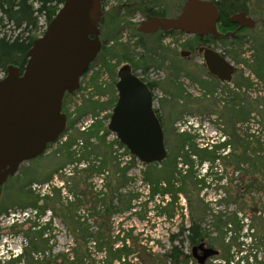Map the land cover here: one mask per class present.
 Returning <instances> with one entry per match:
<instances>
[{
  "label": "rangeland",
  "instance_id": "374dc122",
  "mask_svg": "<svg viewBox=\"0 0 264 264\" xmlns=\"http://www.w3.org/2000/svg\"><path fill=\"white\" fill-rule=\"evenodd\" d=\"M28 1L34 10L37 9L36 0ZM187 1L105 0L104 10L109 11L108 14L116 12L122 5L128 6L132 12L127 14V11L121 10L119 21L110 23L107 17L100 28V38L107 41V49L117 43L125 46L127 54L148 69L145 72L136 69V75L144 76L146 80L158 85L154 90V109L159 111L164 121L168 157L176 152L178 157L190 156L188 164L180 158L176 166L177 176L188 178L183 185L185 193H177L179 190L175 191L172 185L165 188L166 183L162 181L161 192L152 194V185L144 181L142 173L148 170V166L141 165L137 160L133 164L126 154L127 150L118 146L115 136L107 130L116 103L112 102L117 97V74L124 64L119 58L97 56L98 59L93 62L90 70L80 79L79 89L65 100L63 110L67 115V123L64 133L44 154L21 165L18 172L0 186V264H14L13 259L28 244L24 231L30 226L47 221L52 223L48 231L51 241L44 261L48 260L49 254L69 259L74 257L73 254L78 249L82 252L81 249L84 248L89 255L86 264H99L105 259L108 263L109 246L102 253L97 251L90 240H87L85 246L82 241L80 246H76L73 235L79 237V234L67 230L63 219L91 227L94 232L99 220L105 219L103 213L106 204L112 200L115 206L122 209L117 197L120 201L124 197L132 199L131 210L123 213L117 211L106 217L109 227L105 236H109L113 250L127 248L132 252L128 257L122 256L121 264H167L166 260L160 259L169 250L167 239L178 232L188 235L187 230L192 223H196L202 235L213 240V244L216 242V245L221 246L215 240L223 238L229 251L230 264H242L241 261L244 264H264V0H246L248 18L256 22L253 29L241 30L234 40L227 39L212 44L213 49L224 55L238 71L230 83L216 85L217 88H213L209 98L196 85L192 86L187 78L180 79V75L174 71L175 68L182 67L185 69V76L199 78L207 83V74L202 69L203 58L197 55V46L193 48L190 59L179 56L180 52L189 50L186 44L191 45L192 36H188L183 42V38L176 34L167 39L164 37L163 40L156 36L140 38L136 32L138 25L145 21L144 5L147 8L158 7L164 11V15L173 18L180 13ZM4 25L2 32L8 37L17 34H12L10 26ZM47 26L44 18H39L33 35L40 38ZM112 37H116L117 41ZM105 61L109 68L104 65ZM174 78L188 92L187 95L192 97V101H198L193 113L186 119L182 117L185 124L181 122L173 127L177 135L182 134V130L189 133L185 125L192 130H199L203 115L201 108L205 110L209 103L214 104L218 113H229L228 110L233 109L236 132L230 163L221 160V153L210 148L215 144L214 141H210L208 147L207 142L198 138L190 143L185 142L189 144L187 148L185 143L179 147V144L169 140V116L174 118L178 114L169 103L180 105L176 99L168 100V104L163 102L167 99L163 91L166 82H176ZM180 91L182 92H176ZM231 95L236 98L232 100ZM93 127L98 128L99 134L93 136L87 145L85 134L92 132ZM69 139L73 140L72 148L68 152H62L61 147ZM194 151L208 154L213 160H201ZM69 155L75 157L70 161ZM167 159L163 161L165 165L158 164L160 168L152 172L158 175L162 168L167 170ZM118 163L120 169L128 167L127 179L131 180L123 186L115 179V167ZM102 165L105 169L100 173L89 170L90 167L96 169ZM86 170L89 172L86 173ZM53 190L59 192L55 195L60 209L58 215L54 216L52 210L47 209L38 219L31 205L37 196L39 200L43 196L51 197ZM112 191L115 192L113 196ZM99 194L102 196L98 202L96 197ZM77 195L84 197L81 200L84 205H79L76 201ZM69 203H73L75 209H70ZM43 205L42 201L38 202V206ZM94 207L95 212H92ZM241 251L245 252L240 253ZM43 257L35 256L39 260ZM62 262V258H56L51 264ZM113 264L119 263L114 261Z\"/></svg>",
  "mask_w": 264,
  "mask_h": 264
},
{
  "label": "water",
  "instance_id": "95a60500",
  "mask_svg": "<svg viewBox=\"0 0 264 264\" xmlns=\"http://www.w3.org/2000/svg\"><path fill=\"white\" fill-rule=\"evenodd\" d=\"M100 12L101 0H64L44 34L33 42L23 72L7 67L0 80V186L64 133V96L79 89L80 79L100 51ZM218 21L219 11L213 2L188 0L176 18H148L137 31L142 35L173 31L218 39L222 37ZM228 21L238 25L237 31L255 27L244 12L231 15ZM181 56L187 58L188 53ZM203 58L211 76L221 83L231 82L236 69L225 58L209 49ZM115 89L117 102L108 131L141 165L162 163L167 153L151 91L125 67L117 74Z\"/></svg>",
  "mask_w": 264,
  "mask_h": 264
},
{
  "label": "trees",
  "instance_id": "16d2710c",
  "mask_svg": "<svg viewBox=\"0 0 264 264\" xmlns=\"http://www.w3.org/2000/svg\"><path fill=\"white\" fill-rule=\"evenodd\" d=\"M214 3V5L217 7L219 11V21L217 23V30L220 34H222V37L218 39H214L213 37H193V41L190 44H186V47L189 49H193L196 46H199L200 43L202 45L210 46L213 43L219 42V41H226L227 39H236L238 38L237 35L232 36L231 33L233 32L234 26L229 23L228 19L231 15L244 12L247 14V4L246 0H209ZM64 0H36V3L38 4L37 9H33L31 3H29L28 0H0V76H5L7 67L13 66L19 69L20 73L23 72L24 67L27 62V53L31 49L33 42L38 38L37 36H34L33 33L37 30L38 27V19L44 18L46 23L49 25L52 18L55 16L56 12L59 10V7L63 4ZM144 5V4H143ZM144 5V16L150 15L152 17H164V11L161 10L158 7H145ZM127 11V14H131L132 10L126 5H122L121 7H118L116 9V12L112 14H106L104 18L100 19V25L101 28L105 23V18L108 17L110 20V23H116L119 21L120 18V11ZM101 12H104V8L101 9ZM10 26L11 33L15 35V32L17 34L12 36H7L6 33L2 32V30L5 28V25ZM99 28V29H100ZM173 33V32H170ZM226 33V34H225ZM227 35V36H225ZM142 38V36H140ZM109 38H107L108 40ZM114 41H117L116 37H112ZM140 41V40H139ZM100 52L98 57H105L108 58H119L120 62L124 64L123 67L129 68L131 73H134L136 69H141L142 72H145L147 67L144 65H140L138 62L133 59V57L128 53L127 48L123 45H118L116 48L115 46L107 49V41L100 38ZM140 44V42L138 43ZM120 56V57H119ZM225 58V56H222ZM98 58H96L97 60ZM93 64V63H92ZM91 64V65H92ZM88 68L86 72H88L91 68ZM104 65L108 67L107 62H104ZM115 76V75H114ZM158 86V85H157ZM151 90V87H149ZM113 93L115 94L114 88H112ZM70 95H65L63 102H62V111L64 112V103L65 100ZM236 96L232 98L234 100ZM117 101V97L114 99V102ZM111 103V104H112ZM109 104V105H111ZM67 116V115H66ZM97 127L92 128V132H87L85 134L86 136V144H89L90 139L93 136H97L99 134V131H97ZM108 130V129H107ZM67 131V129H66ZM108 133V131L106 132ZM103 137L101 138V140ZM118 146L123 148L121 145H119L118 141H115ZM64 144V143H63ZM62 144V145H63ZM73 140L69 139L68 143H65L64 146L61 147L62 152H68L72 147ZM50 146V145H49ZM48 146V147H49ZM47 147V148H48ZM182 147L180 151H183ZM180 152V153H181ZM195 154L199 156L201 160H213L211 156L202 154L203 152L194 151ZM126 154L128 155V152L126 151ZM73 155V154H72ZM211 155V154H210ZM68 157V156H67ZM75 157V156H73ZM71 155H69L70 161L73 158ZM132 159V163L135 164V159ZM189 160V157L187 158ZM161 165H165V162H162ZM160 165V166H161ZM119 163L116 164V171H115V179L118 181V183H122V186L125 185L127 182H130L131 180L127 179V171L128 167L119 168ZM148 170L142 172L144 176V181L152 185V194H155L157 192H161V182L162 181H168L169 177L171 176V172L168 168H162V170L158 171V175H156L152 170H156L157 168H160L159 165H150L147 167ZM105 167L104 165L97 167L96 169L94 167H90L89 170L98 171L96 173H100L104 171ZM176 169V164H175ZM89 170H86V173L89 172ZM174 172V171H173ZM154 173V174H153ZM71 178V177H70ZM73 180V179H69ZM157 186V187H156ZM165 192H168L167 190ZM112 196L114 195V191L111 192ZM59 194L57 190H53V195L50 196H43L42 199L39 200V196L36 197V200L31 205V207L35 210V215L39 219L40 216L45 214V211L47 209H51L54 216H57L59 213V205L58 201L55 199V195ZM102 196V194H99L97 198V201L99 202V197ZM111 196V197H112ZM113 198V197H112ZM84 199L83 196L77 195L76 201L79 203V205H84V203L81 201ZM116 200H119V205L122 206L118 208L119 206H115V204L112 203V200L109 204H106L105 211H104V218H101L97 224L96 231H92L91 227H86L85 225H81L79 222H71L69 219H63L65 222L63 224L65 225L66 229L73 233H78L79 237L73 235L74 242L76 246H80V243L82 241V245L87 244V240L92 241L98 252L102 253L105 251L106 247L109 246V255L110 258L108 260V263H106V260L99 263V264H113L114 261H117L118 263L121 261L122 256L128 257L129 254L132 252L130 249L124 248L120 250H113V243L111 240H109V236H105V233L108 231L109 222L107 221L106 217L118 212H126L131 210V200L127 197H124L123 201H120V198L117 197ZM42 201L44 203L43 206H38V202ZM103 201V199H101ZM125 201V202H124ZM70 209L74 207L73 203H69ZM75 209V208H73ZM92 212H95V207L93 208ZM65 217V216H64ZM70 224H73L71 226ZM52 226V223L50 221L44 222L34 226H30L29 229H27L25 232V238L27 240V245L23 248L20 255L15 257L13 259L14 264H51L55 261L56 258H62L63 262L62 264H86V261L89 259V255L87 253V250L82 248V252H80V249H78L75 254H73L74 257L66 259L65 256H53V255H47V261H44L45 259V253L50 250V241L51 237L48 233ZM188 235L192 236H204L197 228L196 223H192L191 227L187 230ZM108 239V240H107ZM36 255H43V259L39 260L35 258Z\"/></svg>",
  "mask_w": 264,
  "mask_h": 264
},
{
  "label": "flooded vegetation",
  "instance_id": "af4514ba",
  "mask_svg": "<svg viewBox=\"0 0 264 264\" xmlns=\"http://www.w3.org/2000/svg\"><path fill=\"white\" fill-rule=\"evenodd\" d=\"M104 5H105V0H101V9H103L105 7ZM181 11H180V13H181ZM108 12L109 11H105V10H104V12H100L101 13L100 19L104 18ZM180 13L177 16H179ZM177 16H174L173 18H176ZM247 17H248V15H247ZM148 18L149 19H153V18L170 19L172 17H167L166 15H164V17H152L150 15L144 16V20H147ZM100 19H99L98 29L100 28L99 27ZM139 25H138V27H139ZM255 25H256V22H255ZM233 26H234L233 31L234 32L237 31L238 25H233ZM138 27L136 28L137 33H138V31H137ZM241 30H243V29H241ZM241 30H238L236 32V34L238 32H240ZM170 32H173V31L163 32V31L159 30L157 33L152 34V35H142V34L138 33L139 34L138 37H140V36H142V37L143 36H149V37L156 36L158 39H163L164 37H165L164 39H167V37H170L171 35L176 34L180 38H183V42L188 37V35L181 33V32H173V33H170ZM99 33H100V29H99ZM192 37H196V36H192ZM207 37H210V36H206V37H202V38H207ZM91 39H94V37H91ZM137 39L139 41V38H137ZM99 42H100V34H99ZM100 45H101V43H100ZM206 49H209L213 52H217L216 50L213 49L212 45L206 46V45H202V43H200V45L197 46V48H196L197 55L199 57L203 58V54H204V51ZM186 52L188 53V57L186 59H190V57L193 53V49L186 50ZM181 53H183V52L179 53L180 57H182ZM98 55H99V53H98ZM233 67H235V66L233 65ZM202 69L205 70V72L207 74V77H208L207 83H205V81H201V79H199V78L198 79L197 78L192 79L191 77L185 76V74H186L185 69H183L182 67H180L178 69L175 68L174 71H175V73L180 75V79H183V78L186 79L187 78V80L189 81V83L192 86L196 85L198 87V89L201 90L202 93L207 94L206 97L209 98L211 91L213 90V88L216 85H224L225 83H221L218 78L213 77L208 73V69L205 65L204 58H203V62H202ZM236 69L237 70H236L235 74L238 71V68H236ZM132 74L135 75L137 78H139L140 81L143 82L148 88L151 87V90H150V88H149V90L151 91L152 98H153V110H154L155 116L158 119V121L161 125V128L164 132V144H165L166 128H164V121H163L159 111L154 109V102H155L154 90L157 87V84L154 82H150V81L146 80V78H144V76H137L136 70ZM183 75H184V77H183ZM234 75H233V77H234ZM174 80L176 82H173V83L172 82L171 83L166 82L165 91H163L164 95L167 97V99H166L167 101L165 100L163 102L168 104V100L170 101V100L176 99L180 105V107H179L176 104L173 105V104L169 103V105H172V109H174L175 112H178V114L176 116H174V118H171L169 116V120H170L169 122L171 124V127L169 129L170 130L169 135L171 136V139H169V140L173 143L175 142V143L179 144V147L183 146L182 143H185V142L190 143L193 140H198V138H200V140H202L203 142H207L206 143L207 146H208V143L210 141H212V142L214 141L215 144L212 145L210 148L215 150V152H217V153L218 152L221 153L222 157H219L221 160H223V161L227 160V162L230 163V159H232L230 155H232L234 152L235 132H236V130H235L236 124H235V118H234L235 115L233 114V109L228 110L229 113L225 112L226 114L225 113L222 114V113L217 112L214 104L209 103V107H208V105L205 106V108L207 110L206 109L203 110L201 108L203 115L200 118L199 130H198V128L192 130L191 128H189V126L185 125V128L189 131V133L186 130L185 131L182 130V134L177 135V133L175 132L173 127H175V126L177 127L179 125V123H181V122L185 124V121L183 120L182 117H185V119H186L189 115H191L193 113V109L198 105V101H195L196 103L194 101H192L191 100L192 97L187 95L188 92L183 89V86L179 85L175 78H174ZM171 87H172V89H175V91L172 90ZM216 88H217V86H216ZM166 89H168V90H166ZM177 90H182V92L181 91L176 92ZM233 97H234V95H231V98H233ZM220 111H221V109H220ZM248 120H249V118H248ZM173 124H175V125H173ZM246 124H247V121L244 124V131L245 132L247 131V125ZM188 125H191V123L188 122ZM192 128H194V127H192ZM191 130H192V132H191ZM195 132H196V134H195ZM166 137H167V133H166ZM186 143H185V145L188 148L189 144H186ZM165 148H166V145H165ZM184 148H185V146H184ZM166 153H167L166 159L168 158L167 159L168 164L166 167L172 172H171V176L169 177L170 178L169 182L163 181L164 183H166L165 188L166 187L169 188L172 185V188L175 189V191L179 190V191H177V193L184 194L185 190L183 188V185L185 184V182L188 181V178L177 176L178 171L176 172V169H175V164L177 166V160L182 158V156H179V157L176 156V154H177V152H176L175 155L174 154L169 155V157H168L167 149H166ZM186 159H187V157L182 158V160H184L183 162L188 164V162L190 161V156H189V161ZM220 159H217V160H220ZM175 181H178V182H175ZM183 233L184 232L175 233L174 235H172L171 237H169L167 239V243L170 245L169 250L166 251L163 254V256L160 257V259L166 260L167 264H230L231 263L229 251H228L227 246L224 244L225 242L223 241V238L222 239L219 238V239L215 240V241H217L218 244L219 243L222 244L221 246H218V245H216V242L213 244V240H210L208 237L183 235ZM123 257H124V255H123ZM119 264H121V263L119 262Z\"/></svg>",
  "mask_w": 264,
  "mask_h": 264
},
{
  "label": "built area",
  "instance_id": "2783aa9c",
  "mask_svg": "<svg viewBox=\"0 0 264 264\" xmlns=\"http://www.w3.org/2000/svg\"><path fill=\"white\" fill-rule=\"evenodd\" d=\"M128 157H129L130 160H132V159H131V156L128 155Z\"/></svg>",
  "mask_w": 264,
  "mask_h": 264
}]
</instances>
